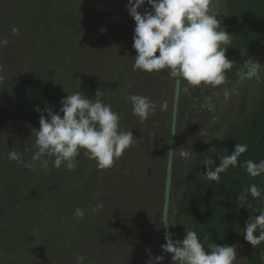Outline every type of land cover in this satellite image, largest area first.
I'll use <instances>...</instances> for the list:
<instances>
[{"label": "rangeland", "instance_id": "obj_1", "mask_svg": "<svg viewBox=\"0 0 264 264\" xmlns=\"http://www.w3.org/2000/svg\"><path fill=\"white\" fill-rule=\"evenodd\" d=\"M36 1L41 9L32 18L34 21L32 27L37 29L39 37L35 44L27 43L26 48H22L25 35H22L21 40V35H15L11 30L13 27L19 30L20 26L21 17L15 15V11L22 6V10L31 13L32 9L28 8L31 0H20L17 4L14 0H0V40L8 41L6 46L0 47V76L3 77L0 80V198L2 196H5V199L8 198L14 189L16 193L24 191L26 196L31 192L32 187L39 188L44 185L45 178L47 189L53 194L58 193V198L67 196L77 201L75 206L71 205L74 208L72 211H75L79 208V199H82L78 193H84L88 188V183L84 181L77 191L79 179L86 176L78 164L77 169H74L75 179L64 178L54 173L56 168L51 161L46 172L38 166L29 169L24 166L26 162L23 159L9 160L8 152L15 150L19 154L32 157L35 151L32 147L35 140L32 130L39 129L41 114L48 118L47 113L43 112L44 108L48 106L54 113L59 112L60 106L58 107L56 102L58 93L46 88L53 81L52 76L48 77L44 70L61 63L63 67L77 75L75 86L67 89L68 94L81 91L89 99H93L98 90L102 92L108 86L118 88V92L129 91L131 85L126 84L128 81L125 77L136 73L132 69L137 55L132 47L134 35L130 40L119 38L120 20L116 16L113 19L109 17V10L105 3L99 7V10L90 8L89 13L84 10L81 13L83 17L78 22H75L73 18L71 22H67L64 20L66 11L71 12L74 9L67 7L63 11L62 0ZM145 9H148L146 4L140 11L143 13ZM124 18H127L129 27L135 26L134 20L129 18L126 12ZM2 27H7L8 30ZM1 29H4V33ZM20 53L24 57L22 61L17 62L19 69L14 74L10 69L16 61L15 55L19 56ZM157 55H159L158 52ZM246 60L251 65L258 63L254 56ZM7 69L10 71H6ZM249 69L248 64L242 66L241 74H247ZM167 71V69L159 73L140 71L143 77L140 83L148 86V91L145 92V89L140 88L138 92L126 93L127 96L133 94L146 96L157 107L146 120L141 121L132 114L131 103L124 102L120 116L123 121L122 130H131L137 140L134 145L124 151L120 158L115 160L110 169L90 172L95 173L99 192L94 193V198L89 205L80 207L84 211V216L79 222L82 225L69 228L61 221L53 228V223L48 221L45 211L50 209V203L46 202L47 199L46 203L37 201L34 212L36 216L33 215L28 221V232L25 228L26 220L22 215L20 220L5 218L4 223L8 224L7 226L0 223V264H77L75 256L79 254L85 257L83 264H147L150 258L149 250L153 259L156 256H163L162 264H172L171 254L164 253L161 249V245L166 243L165 229L161 223L162 187L169 155V143L157 144L162 138L168 139L171 136L175 78H170ZM120 72H126L125 77L112 79L114 75L118 77ZM60 76L56 77L58 87L67 86L68 80H63L62 74ZM252 80L253 78L250 79ZM119 83H123L125 87L119 89ZM250 87V84L244 82L229 85L227 87L230 91L229 98L225 99L223 94L220 97L223 96V101L227 103V108L223 111L231 114L237 108L238 100L232 92L233 89L236 92L245 90L249 98H253L254 90ZM18 88H22L24 92L20 91L21 96L16 99L15 93L18 92ZM183 88H185L184 82ZM110 92L106 89V97L101 96V99L105 103L104 99L107 98V101L116 105L120 100L117 96H111ZM45 97L49 100H45ZM196 99L199 101L195 104L197 105L195 109L183 110V115L187 118L179 114L182 122L178 123L179 128L175 131L176 136L185 135L188 141L195 140L203 130L208 132V127L211 137L222 129V124L217 126L216 123L203 127L202 117L201 119L198 115L195 117V113L198 112L196 110L202 107L203 98L197 94ZM165 102L167 109L161 111L160 105ZM37 107L41 109V112L35 111ZM19 123L21 128H24V124L30 125L29 127H32L30 134L25 129L28 127L21 130ZM188 125L189 128H187ZM28 144L29 148H27ZM88 160L87 158V162ZM110 178L114 179L113 182ZM37 191L39 195H43L42 190ZM174 197L175 200L178 199V195L174 194ZM100 202L104 205L103 209L93 212L92 208ZM17 204L20 205V202ZM46 204H49V207ZM173 204L176 205V203ZM49 212L52 213V211ZM45 225L51 226L49 230H44ZM168 226L173 240L182 241L189 224L186 221H178L175 214L171 213ZM133 230L142 231V239L136 236L134 239L137 242L133 241V238L129 239V232ZM57 232L61 233L58 235ZM59 244L63 250L61 253H57L60 249ZM3 246L8 251H5ZM114 246L117 248L111 250ZM235 246L238 255L234 264H248L247 242L245 240L236 242ZM9 252H11L10 255ZM134 253L139 255L135 256Z\"/></svg>", "mask_w": 264, "mask_h": 264}, {"label": "trees", "instance_id": "obj_2", "mask_svg": "<svg viewBox=\"0 0 264 264\" xmlns=\"http://www.w3.org/2000/svg\"><path fill=\"white\" fill-rule=\"evenodd\" d=\"M19 1L20 0H14V3L17 4ZM62 1L64 3L63 11H65L64 9L67 7H69V9H74V11L71 12L66 11L64 20H67V22H71V18H73L75 22H78L83 17L81 13H83L84 10H87L88 13L90 8L99 10V7L105 3L109 10V17L113 19L116 16L117 19L120 20L119 38H128L130 40L134 35L135 26L129 27L127 18H124L125 12L128 17L131 18L126 7L128 0ZM31 3L28 5V8L32 9L31 13L22 10V6L18 7V10L15 11V15L21 17L19 20V35H21V40L23 37L22 35H25V40H22V48H26V45H28L27 43L35 44L36 39L39 37L37 29L32 27V23H34L32 18L39 13L38 11L41 7L36 0H31ZM146 6L150 10V6L147 4ZM218 12L220 16H218L217 19L220 21L221 28L226 29V31L232 35L231 43L224 45V47L228 48L226 51L227 57L233 61L232 68L225 72L227 83L216 88L202 85L185 92L183 82H178L175 78L172 103L173 119L170 130L171 136L168 139L162 138L160 143H157L159 145H167L169 143V155L162 187V227L165 229V232L167 231L172 234V232L169 231L168 220L171 213L173 215L175 214L178 221H186L189 224L188 230L197 233L199 240L204 244L205 250H208V244L211 243H215L219 246H232L235 245L236 242L244 241L243 230L246 222L249 221L251 217L254 218L256 215H259V210H264V193H262L259 198H253L249 193L246 201L239 203L237 197L238 194L242 193L244 189L252 184H256L258 187L264 189V175L252 178L243 168L237 166L229 167L228 170L221 174V178L218 182L207 180L202 176L207 171L203 165L206 159H213L215 165L219 166V157L231 154L235 149L236 143H246L248 145L247 152L242 154L239 158L240 162L244 160H253L258 163L264 160V0H221ZM5 28L8 30L7 27ZM4 29H1L2 33H4ZM251 56L257 58V64L251 65L247 62L246 59ZM15 57L16 61L14 62V66L10 69L14 74L19 69V63L17 65V62L22 61L24 56L20 53L19 56L15 55ZM247 64L250 66L249 72L242 75L241 68ZM10 70L7 69L6 71ZM44 72L48 77L52 76L53 81H51L46 88L58 93V100H56V102L58 103V107H61L60 102L63 98H66L68 94L67 89L71 86H75V78L77 75L66 67H63L61 63L56 67L44 70ZM135 72L136 73H133L131 76L129 75V77L126 75V72H120L118 73L120 76L118 75L117 77V75H114L112 77V79L117 80V78L122 76L125 77L126 75L125 78L128 81L126 84L131 85L129 91L125 93L119 91V93L117 91L118 88L115 89L113 86H108L102 90V96H105V90L108 89L111 91V96H117L120 100L116 105H113L107 101V98L104 99L105 103L107 102L106 104H110L112 110L119 114V117L122 114V106L127 96L126 93L131 91L138 92L140 88L145 89V92L148 91V86L140 83V80L143 78L140 70ZM60 74H62L63 80H68L69 82L67 86L62 88L58 87L59 84L56 80V77L60 76ZM251 78H253L252 81H250ZM119 81L121 82V80ZM243 82L251 85L252 88H250L254 90L253 98H249L245 90L239 92L235 91L233 93L237 96L238 100L236 110L231 114L225 112V110L223 111L224 108H227V103L223 101V96L220 98L221 94H223V89L231 84ZM36 85L37 84H35V86ZM118 86L119 89L125 87L123 83H119ZM20 91H23L22 88H18V92L15 93L16 99L21 96V93H19ZM197 94H200V98H203V100L201 99L202 107L196 110L198 112L195 113V117L197 115L200 119L202 117V122L204 123L203 127H208L211 126L212 123H216V125L222 124V129L216 132L214 137H211L209 134L210 128L208 127V132L203 130L195 140L192 139L188 141L185 139V135L183 137L181 134L176 136L175 131L179 128L178 123L182 122L180 115L183 118L185 117V115H183V110L192 111V109L196 108L197 105L195 106V104L199 101V99H196ZM15 98H13V100L16 101ZM45 98V100H49L48 97ZM206 98L209 99L206 100ZM209 104L214 105V108L210 109ZM185 118H187V116ZM122 122L120 118L119 123L121 128L123 126ZM18 125L20 127L21 123ZM23 126L24 128L28 127L25 129L26 132L29 131L28 133L30 134L32 127H29L30 125L28 124H24ZM24 128L20 127L21 130ZM187 128H189V125ZM179 137H181V139ZM182 147H186V150L191 152L190 160L185 161L179 157L178 151L174 152ZM27 148H29V144ZM148 150L151 152L149 148ZM19 155L20 159H23L26 163L31 162V156L24 154ZM76 159L81 171L86 173L85 177L79 179L80 183L76 186L77 191L81 183L84 181L88 183V188L85 189V192L78 193L82 198L78 201L80 208L89 205L92 198H94V193L99 192L95 173H90L93 170H98V168L94 160H92V162L88 160L87 162V157L83 155V151H81V154ZM37 166L39 167L38 163ZM54 173L57 174V176L60 175L64 178L75 179L74 170L69 172L65 168H62L56 169ZM110 180L113 182L114 179L110 178ZM43 181L45 182L44 185L39 188L32 187L31 192L26 196L24 195V191L16 193V189H14V192L8 196L9 199H5V196L0 198V223L2 225H8L4 223L5 218L20 220V216L22 215L26 220L25 228L28 232V221L32 219L31 217H33V215L36 216L34 212L37 204L39 202L44 203L46 199V202L50 203L51 207L50 209H45V211L48 221L53 223V228L58 226V223L61 221L66 224V227L69 226V228L82 225L79 223L82 218H77L74 215L75 211H72L74 208L71 207V205L75 206L77 201L67 196L58 198V193L53 194L47 189V181H45V178ZM37 190H42L43 195H39ZM174 194L178 195V199L175 200ZM17 202H20V205L17 204ZM173 203H176V205ZM46 205L49 207V204ZM58 206L63 209L61 210ZM49 211H52V213ZM6 215H8V217ZM50 227L51 226L45 225L44 230H49ZM141 232L142 231L139 232L135 230L130 231L128 238H133V241L137 242L134 237L136 236L140 239L143 235ZM58 233L61 232H57V234ZM59 245L60 249H58L57 253L63 251L61 250V244ZM3 248L5 251L7 250L4 246ZM114 248L117 247L114 246L111 250ZM8 254L10 255L11 252ZM79 255L83 256V254ZM134 255H139V253H134ZM246 261L248 264H264V242L259 246H252L247 242Z\"/></svg>", "mask_w": 264, "mask_h": 264}, {"label": "clouds", "instance_id": "obj_3", "mask_svg": "<svg viewBox=\"0 0 264 264\" xmlns=\"http://www.w3.org/2000/svg\"><path fill=\"white\" fill-rule=\"evenodd\" d=\"M221 0H128L127 10L135 22L133 49L137 55L132 64L133 71L159 73L167 69L170 78L184 82V91L200 86L216 88L227 83L226 70L232 68L233 61L227 55V47L231 37L226 29L221 28L218 9ZM149 5L143 13V5ZM12 33L19 35V30L12 28ZM8 44L7 39L0 40V47ZM157 52L159 55H157ZM3 77L0 76V80ZM235 92V89L232 90ZM103 93L97 91L93 99H89L81 91L68 94L61 100L59 112L54 113L51 107L43 110L47 113L39 118V129L32 130L35 137L32 147L35 148L30 163L24 166L34 169L37 166L48 170L51 161L53 167L65 168L71 172L76 168L77 157L83 155L96 162L100 170L110 169L115 160L120 158L125 150L135 144L137 138L131 130H122L119 114L112 110L110 104L102 101ZM224 98L230 96L227 88L223 89ZM209 98H206V100ZM125 101L131 103L132 114L141 121L146 120L156 109L151 100L142 95H128ZM209 108L214 105L209 104ZM161 111L167 109V103L160 105ZM38 113L41 109H35ZM27 150V149H26ZM246 143H236L231 154L219 157V166L213 159H206L203 165L207 169L202 176L210 181H219L221 174L229 167H241L252 177L264 175V160L239 161L246 153ZM185 161L191 159V152L182 147L177 152ZM8 159L19 161L20 155L15 150L8 152ZM215 165L214 167H212ZM253 198L261 197L264 189L256 184L250 185L238 194V203L244 202L247 195ZM102 202L97 203L93 212L103 209ZM259 215L251 217L246 222L243 236L252 246L264 242V210ZM77 218H83L84 211L77 208L74 212ZM167 227V226H165ZM259 230V231H258ZM258 232V234H257ZM166 243L161 245L164 253L171 254L172 264H234L237 258L235 245L219 246L215 243L204 244L195 231H186L185 238L173 240L170 232H165ZM147 264H162L164 257L150 255ZM77 264H83L85 257L75 256Z\"/></svg>", "mask_w": 264, "mask_h": 264}]
</instances>
